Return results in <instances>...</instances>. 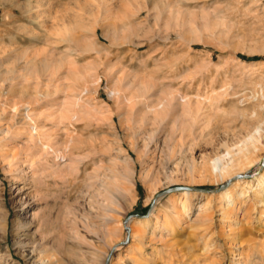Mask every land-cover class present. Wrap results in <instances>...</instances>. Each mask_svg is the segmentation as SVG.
<instances>
[{"label": "rangeland", "instance_id": "obj_1", "mask_svg": "<svg viewBox=\"0 0 264 264\" xmlns=\"http://www.w3.org/2000/svg\"><path fill=\"white\" fill-rule=\"evenodd\" d=\"M262 174L264 0H0V264H264Z\"/></svg>", "mask_w": 264, "mask_h": 264}, {"label": "bare ground", "instance_id": "obj_2", "mask_svg": "<svg viewBox=\"0 0 264 264\" xmlns=\"http://www.w3.org/2000/svg\"><path fill=\"white\" fill-rule=\"evenodd\" d=\"M103 35H104V37L107 36L105 31H104ZM48 66H49V64H48ZM52 66H54V68L57 67L54 64ZM59 66L60 67L62 66L61 62H59ZM59 69L60 68H58V70ZM51 81H52V79H51ZM58 93H60V88H58L56 90V92H55V94H58ZM60 106H62V105H60ZM52 110L53 109H51V111ZM56 110H58V107L56 108ZM53 112H54V110H53ZM55 112H58V111H55ZM63 112L64 111L62 110V112L59 115L60 118H62V120L64 118L63 115H62ZM39 113L38 114H32V115L20 116L19 111H16V115L19 114V120H18L19 122L17 124L16 123L14 124V122H13L12 128H13V130H16V127H17L18 131H21V130L24 131L23 133L21 132L22 134H19L18 137H16L15 139L22 140L23 141L22 145H24V147L26 146V148L30 147L29 142L30 141L32 142L33 136L36 135L34 133H33L34 134L33 135L32 132L35 131V130L40 131V129H42V131H43V129H45L43 127H46V125L48 123L46 120L49 119V118H50V120H53L51 118L52 114L50 113V111L48 113H46V112H44V113L39 112ZM57 119H56V121H57ZM50 123H52V122L50 121ZM59 125H60V123H59ZM57 127H59V126H57ZM46 128L48 129L49 127H46ZM47 129H45V130H47ZM49 129H51V128H49ZM35 132L37 133V131H35ZM49 133H51L50 130H49ZM43 134H44V132H43ZM38 135L41 136V134H39V132H38ZM43 136H45V135H43ZM240 175H242V180H243L245 178L244 174H241V173H239V174L237 173L236 174V176H240ZM242 180H240V181H242ZM242 186L241 187L243 189H240V190H235L234 191L232 189H229V190H226L225 192H223V194L220 196V202L222 203V205H220L222 210H220V211H222V213L224 214V216L226 218H231L233 216V212L236 209L237 205L240 204V201H243L244 199H246V196L251 195L254 198L253 199L254 202L252 204L253 210H255V211L258 210L259 211V208H261L260 214H261L262 218H264V174L259 176L256 180H250V181H245L244 180ZM180 203L182 205V209H183L184 213L189 215L190 208H191L190 202H188L186 200V201H182V202L180 201ZM178 205H179V200H176L174 202L173 206L175 208ZM250 206L247 207L245 210L248 211V209L251 208ZM221 208L219 207V209H221ZM175 211H176V214L180 213L179 212L180 209L178 210V208H176ZM208 217H210V215ZM206 218H207V216L204 219H206ZM156 219H157V223L156 224H157L158 228L160 227L162 230H164L166 232H169V233L173 232L174 228H173V224L170 222V220H168V219L162 220L160 216H158ZM151 225H152V219H145V220L137 222L136 225L133 226V227H131V223H129L127 226H128V228H130L133 231V235L135 237L143 238L145 236L146 232H147V229H149V227ZM111 251H112V249H111Z\"/></svg>", "mask_w": 264, "mask_h": 264}, {"label": "water", "instance_id": "obj_3", "mask_svg": "<svg viewBox=\"0 0 264 264\" xmlns=\"http://www.w3.org/2000/svg\"><path fill=\"white\" fill-rule=\"evenodd\" d=\"M224 188H225V187H224ZM224 188H223V189H224ZM198 190H199V191H204V190H201V189H198ZM107 264H109V261L107 262Z\"/></svg>", "mask_w": 264, "mask_h": 264}]
</instances>
